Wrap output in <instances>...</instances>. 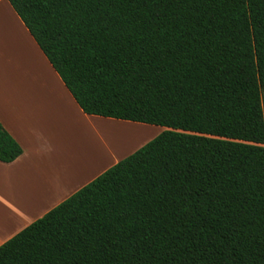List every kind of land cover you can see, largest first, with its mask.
Segmentation results:
<instances>
[{"label":"trees","instance_id":"16d2710c","mask_svg":"<svg viewBox=\"0 0 264 264\" xmlns=\"http://www.w3.org/2000/svg\"><path fill=\"white\" fill-rule=\"evenodd\" d=\"M8 1L84 113L164 129L0 264H264V0Z\"/></svg>","mask_w":264,"mask_h":264},{"label":"crops","instance_id":"0c3cea01","mask_svg":"<svg viewBox=\"0 0 264 264\" xmlns=\"http://www.w3.org/2000/svg\"><path fill=\"white\" fill-rule=\"evenodd\" d=\"M0 122L22 148L0 161V245L135 151L130 131L147 127L84 113L8 0H0Z\"/></svg>","mask_w":264,"mask_h":264},{"label":"rangeland","instance_id":"374dc122","mask_svg":"<svg viewBox=\"0 0 264 264\" xmlns=\"http://www.w3.org/2000/svg\"><path fill=\"white\" fill-rule=\"evenodd\" d=\"M262 99H263V105H264V89H262ZM146 128L144 130H138V129H131L128 130V132H131L132 135V142L134 149H137L141 145L145 144L147 141L154 138L158 133H160L164 128L162 126L158 125H152V124H146L142 123ZM144 138V139H143ZM137 147V148H136Z\"/></svg>","mask_w":264,"mask_h":264},{"label":"bare ground","instance_id":"6f19581e","mask_svg":"<svg viewBox=\"0 0 264 264\" xmlns=\"http://www.w3.org/2000/svg\"><path fill=\"white\" fill-rule=\"evenodd\" d=\"M144 139V138H143Z\"/></svg>","mask_w":264,"mask_h":264}]
</instances>
